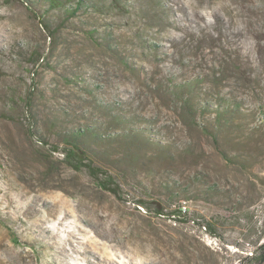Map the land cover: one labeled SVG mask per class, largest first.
Masks as SVG:
<instances>
[{
    "label": "rangeland",
    "instance_id": "374dc122",
    "mask_svg": "<svg viewBox=\"0 0 264 264\" xmlns=\"http://www.w3.org/2000/svg\"><path fill=\"white\" fill-rule=\"evenodd\" d=\"M48 1L0 0V264L251 256L264 244V0H84L76 14L79 0ZM219 103L232 115L216 129ZM99 123L141 136L73 141L98 179L64 154Z\"/></svg>",
    "mask_w": 264,
    "mask_h": 264
},
{
    "label": "trees",
    "instance_id": "16d2710c",
    "mask_svg": "<svg viewBox=\"0 0 264 264\" xmlns=\"http://www.w3.org/2000/svg\"><path fill=\"white\" fill-rule=\"evenodd\" d=\"M59 0H49L48 1V7L47 9H51V8H56L58 5ZM29 5V4H28ZM29 7V6H28ZM84 8V0H79L77 7L74 8V12L73 13H77V11H80ZM46 12V11H45ZM187 100H185L184 102H186V105H189L190 102V98H185ZM226 105V104H225ZM223 105L222 103L218 104V107L216 108L215 112V118H214V123H215V127H217L216 129H219L220 127H222V123L223 122H227L228 119L231 118L232 112L229 109V107L226 105ZM206 108H209L208 106H204L203 110H206ZM213 109V107L211 108ZM108 111H112V108L108 107ZM112 116L115 118V122L118 125L123 124V122L125 121V118L122 117L121 115L117 114V113H111ZM234 117V116H233ZM263 120H264V114H263ZM131 121V120H128ZM125 123V122H124ZM104 125L99 123L97 125H87L85 127H80L76 130H73L71 132V135H69L68 137L71 139L69 140V147L64 154V158L66 162H69L72 169L77 170V171H81L82 169H86L89 171V173L91 175H93V177L98 178L100 177L101 174H104L105 172L101 169L98 168L96 166L93 165V163L91 162H87L88 158L86 157V153L81 150L79 147H77L76 145L73 144V141L78 142L80 139H83L84 137H90L92 139H99V140H103V139H112L115 137H120V136H125L127 138L130 137L131 141H133L134 137H140L141 134H137L139 132L137 131H132L131 129H129L128 133L119 135V134H105L104 131L107 130H103L101 128H103ZM132 132V133H131ZM105 134V135H104ZM217 134H214V137H216ZM115 136V137H113ZM56 151V150H55ZM105 175H107L105 173ZM100 186L108 191L113 192L114 194H118L119 192V186L114 182L113 178L110 176H107L106 180L100 182ZM251 259H256V261L258 262V264H264V244H262L261 246H259L257 248V250H255L251 256H247L244 261L247 260H251ZM241 261L240 264H243Z\"/></svg>",
    "mask_w": 264,
    "mask_h": 264
}]
</instances>
